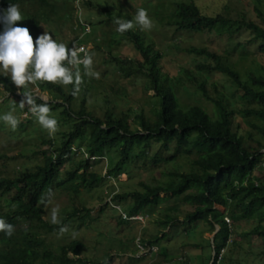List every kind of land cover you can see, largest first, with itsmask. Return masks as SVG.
Segmentation results:
<instances>
[{"label": "trees", "instance_id": "trees-1", "mask_svg": "<svg viewBox=\"0 0 264 264\" xmlns=\"http://www.w3.org/2000/svg\"><path fill=\"white\" fill-rule=\"evenodd\" d=\"M71 1L74 3V0H68L70 3ZM195 1L179 0L172 3L169 21L175 33L184 31L205 34L222 28L226 29L229 36H233L245 30L252 37L249 43H257L258 53L264 55V15L261 12H258L261 23L247 20L244 16L239 18L223 14L207 16L200 12ZM8 3L19 4L23 16V21L19 25L30 30L34 42L43 34L41 25L43 22L61 20L60 8L49 0H0V7ZM85 3L91 6L89 1ZM105 5L102 8L104 15L107 16L105 22L113 23L116 17L132 20L129 14L113 12L107 2ZM73 11L74 6L70 9L68 18L78 24V16L75 17ZM113 25L116 27L114 23ZM3 27V23H0V32L3 31ZM113 36H120L133 45L138 57L121 60L113 58V61L118 64L117 68L122 76L142 80L144 90L153 92L157 106L154 112L155 119L151 121L141 109L135 112L128 109L114 113L106 105L104 106L106 110L100 117L86 111L84 106H80L78 113H75L70 107L74 99L70 94L73 90L72 85L67 86L70 90L66 93L58 84L38 82L40 89H47L57 94L56 97L59 96L61 101L56 103L51 101L48 105L51 113L59 111L63 119L51 115L57 119L58 124L67 127V132L60 133L61 142L57 147L54 146L53 139L46 134L42 141L46 146L41 151L44 156L42 165H37L33 169L22 167L19 175L11 178L0 177V202L7 203L6 210L0 208V218L14 227L11 237L0 232V264H89L90 261L81 256L84 247L81 242L73 241L61 245L58 248L59 252L53 253L38 232L40 228L47 233H59L60 227L66 226L73 218L77 219L78 225L93 220L91 211L87 208H82L83 214L77 210L67 215L57 225H51L43 220L44 203L49 190L57 187L75 191L79 186L78 181H82L85 188L95 187L101 181L92 171L91 162L96 159L108 158L112 163L107 168V178L115 179L124 174L125 165L133 164L139 159L142 160L141 166L157 168L161 164L174 161L176 157L172 154L176 152L190 154L188 148L192 141L196 152L192 165L196 172H169L167 176L170 180L165 184L151 185L139 182L138 190L117 191L111 195L109 203L131 202L126 214L133 216L144 214L167 198H176L181 207L188 206L191 209L185 214L184 223L204 222L212 232H216L212 239L215 255L212 264H225V261L232 258L230 256L228 259V253L236 246H240V241L232 239L234 234L232 226L225 222V216L215 208L222 206L228 210L227 215L233 225L254 222V226L240 235L248 243L256 241L260 251L253 254L264 257V152H262L264 144L256 141L257 147H250L241 135L239 125L233 124L237 116L245 120L252 119L254 122L251 123V128L264 137V128L259 124L264 123V72L262 75L248 73L243 80L236 70L222 62V56L216 51L206 47H190L185 51L195 59L196 73L203 79H198L187 69H181L178 77L170 81L162 73V54L153 48L140 30L134 27L123 34L115 30ZM216 73L223 75L234 89L232 94L236 95L241 103L238 110L237 103L219 93L213 84L214 93L207 91V78ZM172 81L174 85L178 84L184 88L192 86L211 105L212 115L197 105L181 109ZM0 84L6 93L14 96L16 90L11 80L0 76ZM104 102L106 104V99ZM36 103L43 102L36 98ZM81 104H85L84 100ZM22 125L19 124L15 131L23 132L19 129ZM132 126L136 129H132ZM88 128L89 143L85 156L79 150L74 151V147L80 148L83 134ZM248 137L249 140H253L249 133ZM154 145H158L160 151L153 154L147 162L145 159L147 153ZM38 151L34 152V156L40 153ZM161 151L170 154L169 157L162 156ZM77 156L81 157L78 161ZM65 161H75L73 170L66 173L64 180L56 181L58 170ZM257 169L261 170V176H254ZM127 176V180L132 178ZM160 194L167 196L162 198ZM104 207H107V204ZM103 209L102 207L101 211ZM172 221L173 218H165L161 221V226L166 229ZM35 222L39 223V228L34 226ZM123 223L126 221L119 216V224ZM28 225H32L34 229H29ZM228 245L230 249L226 251ZM222 250L224 252L218 260L217 257ZM69 255L76 256L77 259H72ZM110 259L111 256L108 254L104 261Z\"/></svg>", "mask_w": 264, "mask_h": 264}, {"label": "rangeland", "instance_id": "rangeland-1", "mask_svg": "<svg viewBox=\"0 0 264 264\" xmlns=\"http://www.w3.org/2000/svg\"><path fill=\"white\" fill-rule=\"evenodd\" d=\"M85 1L76 0L74 3L73 1L70 3L68 0H64V2L49 0V2L60 8L61 20H52L41 24L43 32L48 31L57 42L65 43L68 46L76 38L74 28L79 33L81 32L75 22L68 18L69 11L74 6L73 15L78 16L79 23L87 24L91 29L89 34L83 36L82 39L90 47L89 54L93 55V70L100 73V78L95 79L85 75L84 68L80 67L83 84L80 93L74 97L70 106L75 113H78L80 106H84L86 111L100 117L105 112L106 107L104 106L106 105L114 113L128 109L135 112L141 109L151 121L155 119L154 112L157 106L153 92L144 90L142 80L122 76L118 71V64L113 61V58L118 60H121V58L134 59L138 56L128 40L120 36H113L116 27L113 23L105 22L107 16L102 11V8L106 6V2L111 11L129 14L132 19L137 9L143 7L147 10L153 21V28L149 31H142L139 26L135 28L140 30L153 48L162 54V73L170 81L172 78L178 77L181 69H187L198 79H203L196 73L195 59L185 51L190 47H206L216 51L222 56V62L236 70L243 80H245L248 73L262 75L264 72V55L258 53L257 43H249L252 37L248 31L242 30L233 36H229L226 29L222 28L205 34L184 31L175 33L174 27L170 25L169 15L173 9L172 3L179 0H87L91 3V6H88ZM195 4L200 12L207 16L216 14L227 15L231 18L244 16L247 20L261 23L258 12L264 15V0H196ZM207 79V91L214 93L213 84L219 93L228 96L237 103L236 110L240 108L241 103L238 101L237 96L232 94L234 89L223 75L219 73L211 74ZM172 84L181 109L185 110L197 105L206 110L209 115H212L211 105L192 86L184 88L178 84L174 85L173 81ZM13 86L16 88L14 84ZM29 88L33 91L34 96L43 103L45 101H53L54 103L61 101L59 96H55L57 94L47 89H40L37 85H29ZM61 88L69 93L70 89L67 86H61ZM15 90L14 96H11L4 91L2 84H0V98L5 95L0 100V116L14 109L13 114L19 119V124H23L22 127H19L23 132L19 133L15 131L16 129L12 130L3 120H0V177L11 178L17 176L22 167L33 169L44 162L41 151L46 146L42 141L48 133L39 125L27 107L24 109L19 107L18 103L21 96L17 94V88ZM83 100L84 105L81 104ZM26 112L28 113L26 114ZM51 114L63 119L59 111ZM253 122L252 119L245 120L237 116L233 124L235 126L239 125V131L250 147H257L256 141L264 144V137L251 128ZM259 124L264 128V123ZM132 129L136 128L132 126ZM61 132L66 133L67 127L59 124V130L54 137H50L53 139L55 147L60 145ZM89 132L90 128L85 130L80 148L74 147V151L79 150L85 156L87 154L86 147L89 143ZM248 133L253 140H249ZM193 145L194 142L192 141L188 148L190 154L176 152L172 154L176 157L174 161L161 164L157 168L141 166V159L133 162V164H127L124 167V174L115 179L106 176L107 168L109 164H112L108 158L93 160L91 162L92 171L101 179L99 184L95 187L85 188L82 185L83 182L78 181L79 186L75 191L53 187L51 194L49 192L46 194L47 198L44 203V215L42 217L43 220L50 223L51 209L59 205V220L77 210L83 214L82 208L91 211L90 215L93 220H88L84 225H78L77 219L73 218L66 225L68 231L63 235L52 232L47 233L44 229L39 228L38 222H35L34 226L39 228L38 232L53 253L59 252V246L73 241L84 244L81 256L90 261L89 264H147L148 261H153L155 256L142 260L132 258L136 253L134 241L138 236H141L144 242L154 243L157 246L158 254L155 258L157 264L162 263L161 261L164 259L170 260L174 257L186 259V264H211L213 257L212 239L215 232H212L207 223L204 222L184 223V216L191 209L188 206L181 207L176 198H167L158 206L148 209L143 214L148 216L143 224L133 221L119 224L120 212L126 213V209L131 205V202L109 203L111 195L117 193V191L138 190L139 182L151 185L165 184L170 180L167 176L169 172H196L195 167L192 165L196 158ZM37 151L40 153L34 156V152ZM159 151L158 145L150 148L145 158L147 162L153 154ZM161 155L169 157L170 154L161 151ZM87 158L89 157L87 156ZM80 159L81 157H76V161ZM74 164L75 161H65L58 170L56 181L64 180L66 173L73 170ZM79 172H82V170H79ZM126 174L132 178L127 180L128 176ZM254 176H261V170H255ZM160 196L165 198L167 194H160ZM105 204H107V207H104ZM6 206V201L0 202L2 210H6ZM102 207L104 209L101 211ZM118 208L119 210H117ZM215 208L230 220L227 209L222 206H216ZM169 217L173 218V223L171 222L164 229L161 226V221ZM229 224L234 230L232 239L240 241V246H236L229 252L230 254L228 253V259L231 256L232 261L227 260L224 263L227 264L228 261H231L232 263L229 264H264V257L254 256L253 254L259 253V244L256 241L250 242V244L248 241H244L242 235H240L254 226V222H240L233 225L230 221ZM23 225L25 224L23 223ZM27 227L34 229L32 225ZM159 233H163V236H160ZM229 249L230 246L226 248V251H229ZM108 254L111 259L104 261ZM69 256L72 259H77L76 256Z\"/></svg>", "mask_w": 264, "mask_h": 264}, {"label": "clouds", "instance_id": "clouds-1", "mask_svg": "<svg viewBox=\"0 0 264 264\" xmlns=\"http://www.w3.org/2000/svg\"><path fill=\"white\" fill-rule=\"evenodd\" d=\"M16 3H8L4 7H0V23H3L4 26L3 31L0 32V76L11 80L12 84L16 86L17 94L21 96L19 107L21 109L27 107L39 125L47 131L49 137H54L59 130V124L57 119L51 115L49 102L37 104V97L34 96L29 85L39 86L38 82L65 87L72 85L73 90L70 94L75 97L80 93L83 84L80 67L84 68L85 75L99 79L100 73L93 70V55L89 54L90 47L82 39L83 36L89 34L91 29L87 24L79 23L78 19L76 26L81 32L79 33L74 28L76 38L68 46L65 43L57 42L46 30L34 42L30 30L19 25L23 21V16L19 4ZM113 23L116 25V32L120 34L130 31L136 26H139L142 31H149L153 28V21L143 7L136 10L132 20L116 17ZM79 34L80 36H78ZM13 112L14 109L8 111L0 116V120L15 130L20 121ZM49 193L51 194V190ZM58 214L59 205L51 209L50 223L60 224ZM67 231L66 226H61L59 235H63ZM0 232L11 237L14 227L0 218Z\"/></svg>", "mask_w": 264, "mask_h": 264}, {"label": "built area", "instance_id": "built-area-1", "mask_svg": "<svg viewBox=\"0 0 264 264\" xmlns=\"http://www.w3.org/2000/svg\"><path fill=\"white\" fill-rule=\"evenodd\" d=\"M117 210H119V208ZM120 216L125 221L139 222L141 224H143L146 221V219H148L147 215L138 214V215L128 216L125 212H120ZM225 222L229 225L230 220L228 218H225ZM134 242H135L134 245L136 248V253L134 254V256H132V258H134L135 260H142L145 258H151L152 256H155L153 261H149L147 264H157L155 258L157 257L158 249L155 244H149V243L144 242L141 236L136 237ZM223 252L224 250H222L219 253L217 257L218 260L222 256ZM214 256L215 255L213 253L211 264L213 263ZM179 261H183V258H179Z\"/></svg>", "mask_w": 264, "mask_h": 264}, {"label": "crops", "instance_id": "crops-1", "mask_svg": "<svg viewBox=\"0 0 264 264\" xmlns=\"http://www.w3.org/2000/svg\"><path fill=\"white\" fill-rule=\"evenodd\" d=\"M138 215V214H137ZM143 215V213L141 214ZM146 215V214H145ZM160 236H163V233H159ZM144 241V240H143ZM177 258V257H176ZM175 257L174 258H171L170 260H162L160 264H186V259H183V261H179V257L176 259ZM156 260V259H155ZM149 262V261H148ZM157 262V260H156Z\"/></svg>", "mask_w": 264, "mask_h": 264}, {"label": "water", "instance_id": "water-1", "mask_svg": "<svg viewBox=\"0 0 264 264\" xmlns=\"http://www.w3.org/2000/svg\"><path fill=\"white\" fill-rule=\"evenodd\" d=\"M215 233H216V232H215ZM215 233H214V234H215Z\"/></svg>", "mask_w": 264, "mask_h": 264}]
</instances>
